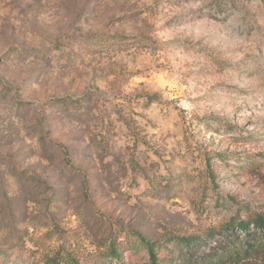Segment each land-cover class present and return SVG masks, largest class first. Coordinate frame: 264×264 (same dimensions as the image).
I'll return each mask as SVG.
<instances>
[{
    "label": "rangeland",
    "instance_id": "374dc122",
    "mask_svg": "<svg viewBox=\"0 0 264 264\" xmlns=\"http://www.w3.org/2000/svg\"><path fill=\"white\" fill-rule=\"evenodd\" d=\"M255 213L264 0H0V264H172Z\"/></svg>",
    "mask_w": 264,
    "mask_h": 264
},
{
    "label": "trees",
    "instance_id": "16d2710c",
    "mask_svg": "<svg viewBox=\"0 0 264 264\" xmlns=\"http://www.w3.org/2000/svg\"><path fill=\"white\" fill-rule=\"evenodd\" d=\"M251 227L259 234L252 236ZM235 229L239 232H235ZM226 236L224 242L211 247L208 252L196 253V249L202 247L205 239L202 237L177 238L174 248L177 254L172 264H236L241 261L255 259L264 253V214L255 213L247 221L230 223L225 227ZM244 234L242 237L241 235ZM138 247L147 250L148 264H162L156 252V243L147 240L144 236L134 232ZM242 237V238H241ZM199 244V245H198ZM112 258L121 260V253L113 250ZM122 263V262H121Z\"/></svg>",
    "mask_w": 264,
    "mask_h": 264
}]
</instances>
